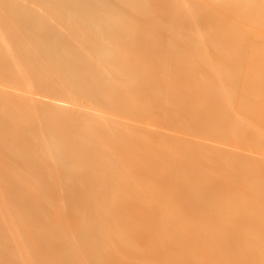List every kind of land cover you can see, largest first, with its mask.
<instances>
[{"label": "bare ground", "instance_id": "6f19581e", "mask_svg": "<svg viewBox=\"0 0 264 264\" xmlns=\"http://www.w3.org/2000/svg\"><path fill=\"white\" fill-rule=\"evenodd\" d=\"M262 157L264 0H0V264H264Z\"/></svg>", "mask_w": 264, "mask_h": 264}, {"label": "rangeland", "instance_id": "374dc122", "mask_svg": "<svg viewBox=\"0 0 264 264\" xmlns=\"http://www.w3.org/2000/svg\"><path fill=\"white\" fill-rule=\"evenodd\" d=\"M21 94H23V93H21ZM26 95H27V94H26ZM29 96H33V97L35 96L34 98H36V100L43 101V102H41V103H42V104L45 103V105H46V104L49 105L51 102H52V104H53V102L56 101V100L54 101L53 99H52L53 101H50V100H51L50 98H49L50 100H49L48 98H46V97H45V98H46V99H45V98H43V97H41V96H36L35 94H34V95H29ZM33 97H32V98H33ZM40 97H41V98H40ZM39 98H40V99H39ZM45 100H46V101H45ZM47 101H48L49 103H46ZM56 102H57V101H56ZM55 104L57 105L58 103H55ZM59 104H61L60 101H59ZM59 104H58V106H59ZM69 104H70V103H69ZM69 104H68V105H69ZM53 105H54V104H53ZM66 105H67V104H64V106H63V105H62V106H63V107H66ZM70 105H71V104H70ZM70 105H69L68 109H70V108H75V107H76L74 104H73V106H72V105L70 106ZM85 106H87V107H85ZM63 107H62V109H63ZM82 107H83V106H82ZM82 107L80 108V105H79V107H77V108H79V110H82ZM84 108H85V111H86V109L88 108L87 111L89 110V112L93 113V110H90L89 107H88V105L85 104V105H84ZM84 108H83V110H84ZM66 109H67V108H66ZM75 109H76V108H75ZM75 109H73V110H75ZM71 110H72V109H71ZM94 113H96V112H94ZM149 128H150V127H149ZM149 128H148V129H149ZM156 129H158V128H156ZM156 129H154L155 132L157 131ZM154 130H153V131H154ZM151 131H152V129H151ZM159 131H161V129H160ZM159 131H158V132H159ZM162 131H163V130H162ZM162 131H161V132H162ZM163 132H164V131H163ZM166 133H168V132H166ZM241 154L248 155L247 153H243V152H241ZM248 156H250V154H249ZM263 158H264V157H262V159H263Z\"/></svg>", "mask_w": 264, "mask_h": 264}]
</instances>
